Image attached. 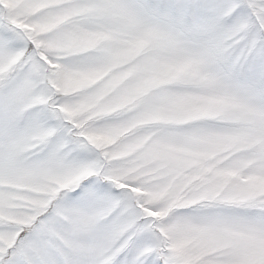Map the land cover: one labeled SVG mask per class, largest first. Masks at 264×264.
Masks as SVG:
<instances>
[{
	"label": "snow or ice",
	"instance_id": "snow-or-ice-1",
	"mask_svg": "<svg viewBox=\"0 0 264 264\" xmlns=\"http://www.w3.org/2000/svg\"><path fill=\"white\" fill-rule=\"evenodd\" d=\"M0 264H264V0H0Z\"/></svg>",
	"mask_w": 264,
	"mask_h": 264
}]
</instances>
